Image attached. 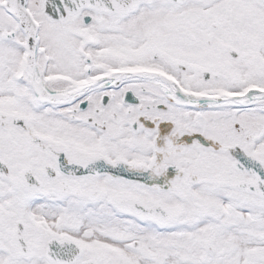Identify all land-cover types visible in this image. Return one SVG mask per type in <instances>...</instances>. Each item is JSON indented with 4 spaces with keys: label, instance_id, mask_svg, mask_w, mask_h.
<instances>
[{
    "label": "snow or ice",
    "instance_id": "1",
    "mask_svg": "<svg viewBox=\"0 0 264 264\" xmlns=\"http://www.w3.org/2000/svg\"><path fill=\"white\" fill-rule=\"evenodd\" d=\"M0 264H264V0H0Z\"/></svg>",
    "mask_w": 264,
    "mask_h": 264
}]
</instances>
